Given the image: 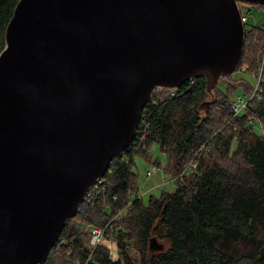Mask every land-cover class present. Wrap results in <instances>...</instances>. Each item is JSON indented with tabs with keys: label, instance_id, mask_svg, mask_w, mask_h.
Returning a JSON list of instances; mask_svg holds the SVG:
<instances>
[{
	"label": "water",
	"instance_id": "1",
	"mask_svg": "<svg viewBox=\"0 0 264 264\" xmlns=\"http://www.w3.org/2000/svg\"><path fill=\"white\" fill-rule=\"evenodd\" d=\"M239 1L20 0L0 53V264H43L158 88L239 66ZM212 101H206L209 106ZM150 249L164 245L151 238Z\"/></svg>",
	"mask_w": 264,
	"mask_h": 264
},
{
	"label": "trees",
	"instance_id": "2",
	"mask_svg": "<svg viewBox=\"0 0 264 264\" xmlns=\"http://www.w3.org/2000/svg\"><path fill=\"white\" fill-rule=\"evenodd\" d=\"M19 1L0 0V53ZM258 6L264 9V3ZM263 43L264 24L246 27L244 54L236 70L245 66L259 72L257 48L264 55ZM231 75L221 78L212 93L205 76L178 89L154 91L134 141L112 159L93 189V203L84 202L66 222L44 264L84 263L90 255L84 227L109 222L106 235H115L120 256L114 258L99 246L89 264H264V136L251 124L257 118L264 126V93L249 112L235 116ZM235 81L252 91L250 83ZM222 83H228V93L220 88ZM154 143L167 153L164 171L173 178L196 154L198 164L176 178L173 191L151 195L145 202L137 193L134 158L141 154L151 160ZM118 211L122 215L115 217ZM153 237L163 250L150 249Z\"/></svg>",
	"mask_w": 264,
	"mask_h": 264
},
{
	"label": "rangeland",
	"instance_id": "3",
	"mask_svg": "<svg viewBox=\"0 0 264 264\" xmlns=\"http://www.w3.org/2000/svg\"><path fill=\"white\" fill-rule=\"evenodd\" d=\"M239 7L243 13H246L248 10H250V13L248 14V21L246 22L245 26L247 28H251L253 25L257 24H264V9L260 8L256 4H250L247 2L239 1ZM263 33V32H262ZM260 34V33H259ZM262 45V41H261ZM264 45V43H263ZM259 58L260 60V67L264 65V55L261 53V48H257ZM259 67V68H260ZM243 80L246 83H250L251 86H256V78L254 76V73L249 72L245 66H243L240 69L235 70L232 72L231 78L229 80V83L232 84L234 87H232L230 92V98L231 101L236 100V98L239 95H243L246 93L244 86L242 84H238L235 80ZM220 88L223 90V92L228 93V83H222ZM255 130L258 134L261 133L260 127L258 125H255ZM151 160L149 157H145L141 154H138L135 156L134 161V170L136 172V186H137V193L142 196V198L146 201L150 198L151 195L160 196L164 191L170 192L173 191L177 185L178 180L176 178H173L169 173L164 171V169L167 166L168 163V155L167 153L163 152L160 149V146L156 143H154L151 146ZM159 162V164H157ZM160 166H157V165ZM153 165L157 166V169L153 171ZM148 171H151L152 174L148 175ZM79 220L75 222L78 223ZM89 226V225H88ZM87 226L84 227V229L88 232L86 229ZM90 234L88 232V241L87 245L89 243ZM104 247H106L109 250V253L114 257L120 256V251L117 245L116 237L113 233H110L109 236H107V239L104 243ZM130 249V248H129ZM130 252L132 256L139 258L138 253L135 249H130Z\"/></svg>",
	"mask_w": 264,
	"mask_h": 264
},
{
	"label": "built area",
	"instance_id": "4",
	"mask_svg": "<svg viewBox=\"0 0 264 264\" xmlns=\"http://www.w3.org/2000/svg\"><path fill=\"white\" fill-rule=\"evenodd\" d=\"M241 13H242L243 22H247L248 18H249L248 14L250 13V10H248L246 13H243L241 11ZM263 67H264V65H262L260 67L259 72L254 73V76L256 78V86L253 87L252 91L246 92L243 95H239L236 98V100L231 101V109H232L235 116H240L242 114L249 112L252 108V104L254 103V101L256 99L262 98L263 93H264V71H263ZM142 116H143V114H142ZM251 124L254 125V128H255V125H258L260 127V130H261L260 134L264 136V126H263V123L259 119H257V118L252 119ZM140 126H141V124H140ZM196 156H197V154L193 157V159H191L189 161V163H187L185 165V167L183 168L181 173L176 178L182 179L186 174H188L190 171H192L197 166L198 161L196 159ZM156 169H157V166L153 165V171ZM150 174H152V172L148 171V175H150ZM101 182H102V178L98 179L97 183L89 189V191L87 192V194L85 196L84 202L93 203V195H92L93 189L97 188ZM121 215H122V211H118V213L115 215V217H118ZM110 223L111 222H109L105 226L89 225L86 227V229L88 230V232L90 234L89 243L87 245L88 249L90 251V255L84 263H81L80 261H78L77 264H89V260L91 259L92 254L97 249V247L104 246V243L107 239L106 232L110 226ZM61 243L62 242H58V244H61Z\"/></svg>",
	"mask_w": 264,
	"mask_h": 264
},
{
	"label": "bare ground",
	"instance_id": "5",
	"mask_svg": "<svg viewBox=\"0 0 264 264\" xmlns=\"http://www.w3.org/2000/svg\"><path fill=\"white\" fill-rule=\"evenodd\" d=\"M240 8V7H239ZM240 11H241V9H240ZM241 16H242V13H241ZM244 24H246V22H244ZM123 212V211H122ZM88 257V256H87ZM85 261V260H84ZM83 262V261H82ZM91 263V262H90Z\"/></svg>",
	"mask_w": 264,
	"mask_h": 264
}]
</instances>
